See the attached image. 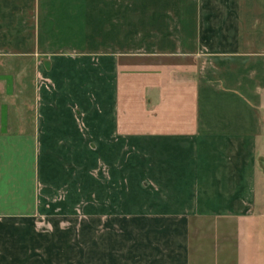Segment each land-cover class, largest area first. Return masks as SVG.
Masks as SVG:
<instances>
[{
  "label": "crops",
  "instance_id": "obj_1",
  "mask_svg": "<svg viewBox=\"0 0 264 264\" xmlns=\"http://www.w3.org/2000/svg\"><path fill=\"white\" fill-rule=\"evenodd\" d=\"M0 0V264H264V0Z\"/></svg>",
  "mask_w": 264,
  "mask_h": 264
},
{
  "label": "rangeland",
  "instance_id": "obj_2",
  "mask_svg": "<svg viewBox=\"0 0 264 264\" xmlns=\"http://www.w3.org/2000/svg\"><path fill=\"white\" fill-rule=\"evenodd\" d=\"M117 5H121V4L118 2V0H117Z\"/></svg>",
  "mask_w": 264,
  "mask_h": 264
}]
</instances>
